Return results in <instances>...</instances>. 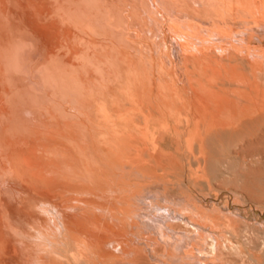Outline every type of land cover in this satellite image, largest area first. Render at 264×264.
I'll use <instances>...</instances> for the list:
<instances>
[{"label":"bare ground","instance_id":"obj_1","mask_svg":"<svg viewBox=\"0 0 264 264\" xmlns=\"http://www.w3.org/2000/svg\"><path fill=\"white\" fill-rule=\"evenodd\" d=\"M263 171L264 0H0V264L245 258Z\"/></svg>","mask_w":264,"mask_h":264},{"label":"rangeland","instance_id":"obj_2","mask_svg":"<svg viewBox=\"0 0 264 264\" xmlns=\"http://www.w3.org/2000/svg\"><path fill=\"white\" fill-rule=\"evenodd\" d=\"M257 21V20H256ZM257 23H258V21H257ZM251 24H256V22H254L253 20H252V22H251ZM254 29H256V28H254ZM256 33H260V30H256L255 31ZM241 153H239V155H240ZM230 157H234L233 156V153L232 154H230ZM256 171V170H255ZM264 172V171H263ZM256 173V172H255ZM252 176V175H251ZM257 176V177H256ZM255 177H256V179H255ZM252 179L255 181V182H253L254 184H264V182H262V181H264V177H261V176H259L258 175V173L257 174H255V176H254V178L252 177ZM252 179H250V181L252 180ZM252 180V181H253ZM224 182V181H223ZM220 186H222V185H220ZM221 188L219 187V190H217L216 192H205L204 193V196H202V194H198V193H194V192H191V193H188L187 194V196L189 197V198H193V199H191V200H193L194 202H197L199 205H203V207H205V208H207V209H209L212 205L213 206H217L222 212H224V213H227V214H229V213H231V214H234V215H232V216H234V217H231V219H232V221L233 222H235V224H237L238 223V220H239V223L237 224V226L238 227H241V226H239L241 223H243V224H241L242 225V227L243 226H245V223L246 224H248L249 225V228L251 229V230H256V232H257V230H261V228L259 227V225L257 224V221H261V222H263L264 221V200L261 202V200L260 201H258V197H259V195H258V192L256 193V195H255V193H252V194H250L249 196H251V198H253V200H249V196H247V198L245 197V193H244V198H245V200L247 201L246 202V205H249V207H244V206H241V205H245V203H243L242 201H237V198L238 197H242L243 196V193L242 192H232V191H225V190H223V189H221ZM240 193V194H239ZM260 193V192H259ZM263 192H261L260 194L261 195H263L262 194ZM206 194V195H205ZM237 194V195H236ZM191 195V196H190ZM239 195V196H238ZM258 196V197H257ZM203 197V198H202ZM257 197V198H256ZM262 197H264V195L262 196ZM244 198H243V201L245 202V200H244ZM260 199H262L261 198V196H260ZM264 199V198H263ZM249 200V201H248ZM255 202V203H254ZM240 203H241V205H240ZM226 204V205H225ZM208 205V206H207ZM263 206V207H262ZM237 208L238 209H240V210H237ZM252 208V209H251ZM231 209V210H230ZM235 209L237 210L236 211V216L238 217V218H235ZM247 209H249V211L247 210ZM232 211H234V212H232ZM231 214H229V216H231ZM254 214V215H253ZM250 217V218H249ZM260 217V218H259ZM237 219V220H236ZM235 220V221H234ZM247 221H248V223H247ZM252 222V223H251ZM256 223V224H255ZM255 226H254V225ZM252 225V226H251ZM259 227V228H258ZM253 228V229H252ZM258 233V232H257ZM258 241V242H257ZM261 241L260 240H258V239H255V242L253 241L252 243H251V245L253 244V245H255V247H252V249L250 250V246H245L244 245V247L245 248H247V249H243L244 251H245V254H244V256H245V258L243 257V254H242V257L241 256H239L238 254H233V252H230V251H228V252H221V254H220V258H219V263L218 264H220V263H222V264H249V263H247V260H246V258H247V254L249 255V253H254V254H258L262 259L261 260H264V250H262L261 249ZM254 249H256V250H254ZM248 250V251H247ZM249 252V253H248ZM232 254V255H231ZM241 258H243V260L245 259V261L243 262V260L241 259ZM248 259V258H247ZM249 260V259H248ZM143 263H142V259H141V263L140 264H145V262H146V264H152L151 263V261L152 260H148V259H143ZM150 261V262H149ZM153 262V261H152ZM248 262H250V264H254V262L251 260H249ZM262 262V261H261ZM264 263V261L262 262V264Z\"/></svg>","mask_w":264,"mask_h":264}]
</instances>
